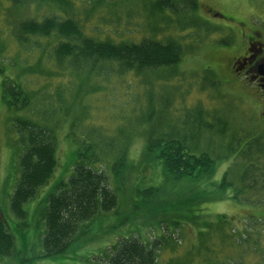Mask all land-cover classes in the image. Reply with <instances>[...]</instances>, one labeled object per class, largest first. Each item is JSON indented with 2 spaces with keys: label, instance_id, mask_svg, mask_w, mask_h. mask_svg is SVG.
Segmentation results:
<instances>
[{
  "label": "rangeland",
  "instance_id": "obj_1",
  "mask_svg": "<svg viewBox=\"0 0 264 264\" xmlns=\"http://www.w3.org/2000/svg\"><path fill=\"white\" fill-rule=\"evenodd\" d=\"M41 1L20 0L19 5L12 0H0V215L14 237V253L0 257V264H93L89 261L93 256L128 237L146 244L158 238L161 248L156 256L162 264H264V221H261L264 219H259L264 218L263 205L237 202L229 191H219L216 184L165 179L155 161H150L151 166L143 163L142 154L149 128L159 133L176 130L182 126L185 109L197 106L210 112L212 123L218 124L219 117H227L237 131L240 147L252 136L261 135L264 140V119L258 97L228 69L227 57L238 53L240 48L238 32L228 21L205 12L208 6L242 20L249 10L255 13L256 19L249 21L264 25V0H197V14L206 25L201 30L185 27L167 8L153 10L156 0ZM66 9L73 15H66ZM56 16L75 19L83 34L97 41L136 44L145 38L162 43L175 40L183 53L172 70L159 71L162 68L139 76L123 73L120 77L112 74L107 78L82 80L71 74V68L57 66L51 58L55 43L49 42L51 36L40 38L42 47L34 43L35 37L24 46L14 38L21 21L41 22ZM228 42L230 48L226 46ZM204 69L212 70L216 76L214 81L220 85L207 86L202 91ZM54 72L63 73L56 79ZM4 77L36 93L30 112L7 111L1 101V78ZM45 111L53 114L52 121H57L56 167L48 182L24 203L26 218L21 221L10 209L11 194L20 176L17 156L21 150L12 116L30 113L37 122L43 123ZM73 122L78 134L83 124L91 122L105 133H112L117 138L115 144L129 140L128 157L140 159L141 165L135 172L124 170L119 180L112 173L113 162L109 165L106 160L101 162L107 183L117 196V206L99 212L71 243L66 254L39 258L46 232L43 214L47 197L61 181L67 180L77 160V146L72 136H68ZM227 164L228 159L217 163L214 180L219 181ZM150 185L159 186L156 193L162 196L148 202L144 190ZM163 200L176 203L178 209L167 205L170 213L157 215L155 218L160 224L156 225L153 217L157 212L154 215L149 212L161 211ZM218 215H224L226 229L207 228L205 223H216ZM176 219L180 222H171ZM231 239H238L241 245H233Z\"/></svg>",
  "mask_w": 264,
  "mask_h": 264
},
{
  "label": "trees",
  "instance_id": "obj_2",
  "mask_svg": "<svg viewBox=\"0 0 264 264\" xmlns=\"http://www.w3.org/2000/svg\"><path fill=\"white\" fill-rule=\"evenodd\" d=\"M12 1L20 5V0ZM39 2L43 3L41 0ZM154 6L152 9L156 8L157 11L166 8L171 10L178 20L184 22L185 27L197 30L206 28L204 21L197 14L199 10L197 0H156ZM64 11L66 15H73L70 9ZM74 20L57 16L44 18L41 22L25 19L19 23L18 33L14 34V38L17 43L24 46L26 42L31 43V37H35L37 40L34 43L42 47L40 38L51 36L49 42H55L51 58L57 66L71 68V74L82 77V80L91 77L107 78L112 74L120 77L123 73L139 76L147 71H158L162 68L164 69L159 71L172 70L183 53L182 47L175 40L162 43L145 38L136 44L97 41L84 35ZM105 64L111 66L106 67ZM54 73L55 78L59 79L63 72ZM214 77L216 76L212 70H203L202 91L207 86L220 85L214 81ZM33 97L36 98V93L28 90L20 82L9 77L1 78V101L7 111L30 112ZM209 114L210 112L207 113L201 106L187 108L180 128L162 133L153 127L149 128L145 132L147 144L145 152L144 150L142 152L145 158L143 163L149 165L151 160L155 161L165 179L177 182L185 179L184 182L190 184L196 182L209 186L216 184L219 191H229L230 197L237 202L264 206L263 137L252 136L240 147L237 131L231 127L228 118L219 117L218 124L212 123ZM52 118L53 114L49 115L46 111L42 112L43 123L37 122L30 113L12 116L18 135L17 143L21 150L17 156L20 176L11 194L10 209L21 221L26 218L24 203L35 196L40 186L48 182L56 167L54 133L57 121H52ZM75 124L76 122H73L70 125L68 136H72V141L77 146V160L67 180L61 181L56 190L47 197L46 210L43 214L46 232L42 237V252L39 258L46 259L57 254H66L71 243L84 232L86 226L99 212H107L117 206V196L107 183V175L101 168V162L106 160L108 165L113 162L112 173L119 180L122 179L124 170L135 172L141 165L140 159L128 157L129 140H125L121 145L115 144L117 138L112 133H105L101 127L91 122L83 124L78 134ZM226 159L228 164L221 178L219 181L214 180L217 163ZM158 187L150 185L144 190V193L148 194L146 197L148 202L162 196H157ZM161 205L163 207L161 211L149 212L152 215L157 212L153 217L156 225L159 223L155 218L157 215L170 213L167 205L178 209L175 207L176 203H167L164 200ZM172 221L176 224L180 222L177 219ZM205 224L209 229L215 228L220 231L228 226L224 215H218L216 223ZM202 234L199 232V235ZM231 243L241 245L238 239L234 241L231 239ZM160 244L158 238L147 244L135 237L123 238L89 261L93 264H162L156 256L161 248ZM13 253L14 237L0 215V257L11 256Z\"/></svg>",
  "mask_w": 264,
  "mask_h": 264
},
{
  "label": "flooded vegetation",
  "instance_id": "obj_3",
  "mask_svg": "<svg viewBox=\"0 0 264 264\" xmlns=\"http://www.w3.org/2000/svg\"><path fill=\"white\" fill-rule=\"evenodd\" d=\"M206 14L226 20L238 32V53H231L227 57V64L230 73L238 81L253 89L258 97L260 114L264 119V25L249 20H256L255 13L245 11V18L231 17L212 7L205 8ZM222 16V17H220ZM229 46L230 42L226 43ZM230 48V46H229ZM261 136V135H260Z\"/></svg>",
  "mask_w": 264,
  "mask_h": 264
},
{
  "label": "water",
  "instance_id": "obj_4",
  "mask_svg": "<svg viewBox=\"0 0 264 264\" xmlns=\"http://www.w3.org/2000/svg\"><path fill=\"white\" fill-rule=\"evenodd\" d=\"M220 17H222V16H220Z\"/></svg>",
  "mask_w": 264,
  "mask_h": 264
}]
</instances>
